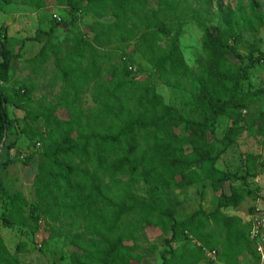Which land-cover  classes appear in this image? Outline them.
Wrapping results in <instances>:
<instances>
[{"label":"trees","instance_id":"1","mask_svg":"<svg viewBox=\"0 0 264 264\" xmlns=\"http://www.w3.org/2000/svg\"><path fill=\"white\" fill-rule=\"evenodd\" d=\"M28 1L36 9L45 7L43 0ZM66 1L71 7L67 25L81 12L97 20L88 26V36L76 35L63 56L54 54L62 84L53 102L20 120L11 119L7 105L25 110L31 102L30 86L11 94L0 86L2 227L36 233L44 225L50 238L73 248L69 264H139L154 251L148 227L169 237L168 249L160 252L162 264H198L206 250L216 251L218 264H241L244 254L258 264L247 233L251 223L222 209H236L254 193L247 179L256 177L264 163L246 153L244 175L238 176L219 169L216 162L243 133L264 138V107L250 111L264 102V90L243 91L264 51L253 49L245 62L236 48L243 31L254 34L264 28V4L250 0L248 16L219 5L221 26L210 28L189 0H157L155 7L150 0ZM103 18L112 20L100 21ZM187 19L197 22L205 54L194 70L179 47ZM16 44L0 31V83L9 81L13 61L20 58L13 51ZM49 45L48 40L33 60L42 59ZM127 48L150 65L162 85L189 92L190 104L202 119H188L165 104L150 76L132 65ZM116 58L118 62H112ZM86 94L93 105L83 108L80 101ZM221 117L229 121L222 138L209 139ZM11 132L14 142L9 140ZM23 136L36 148L23 158V164L30 165L37 157L32 201L3 179L15 161L10 150ZM204 180L217 197L216 208H199L177 219L181 204L162 189L179 190ZM231 180H240V186ZM178 241L192 242L193 247H171ZM25 247L19 242L10 251L0 234V264H22L19 253Z\"/></svg>","mask_w":264,"mask_h":264},{"label":"rangeland","instance_id":"2","mask_svg":"<svg viewBox=\"0 0 264 264\" xmlns=\"http://www.w3.org/2000/svg\"><path fill=\"white\" fill-rule=\"evenodd\" d=\"M260 6H263L264 0H255ZM10 0H0V6L8 10H20V5L10 4ZM250 0H189V3L193 8L197 9L198 14L201 13L200 20L207 23L210 28L214 26H221L220 18L217 12L219 5L222 9L226 6L234 12L241 11L245 16L249 14L248 3ZM157 0H150L149 5L155 7ZM241 4V10H239V5ZM46 16L44 22L39 24V28L35 31L34 35L30 38L33 42L31 45H27L22 51L23 62H19L16 59L13 61V67L9 74V81L7 83H0L2 90L5 93L11 94L12 91L20 89L27 90L25 86H30L28 91L31 97V102L27 104L25 110L15 109L11 105H7L8 114L11 119H22L27 112H34L38 110V107H47L49 103L53 102L54 97L59 93L61 87V80L59 74L55 67L54 54L58 56H63L76 41V35L78 33L88 36V26L97 20L89 12H81L77 16L78 20L69 24V12L71 7L67 5L66 0H47ZM13 13V12H12ZM65 16V17H64ZM196 17L197 16L196 14ZM57 18L63 20L57 23ZM211 21H207L209 19ZM3 20L0 12V23ZM111 18H103L100 21L108 22ZM38 32V34H37ZM50 41L49 47L46 49V55L43 58H37L33 60L35 56L40 52L42 46L45 42ZM52 46V47H50ZM16 45L13 49L15 53ZM179 47L183 54L186 64L191 68L195 69L197 66V61H202L205 57L204 51L201 45V30L195 20L187 19L182 22V33L179 39ZM28 48V49H27ZM239 54L245 58L247 62V56L250 51L257 49V51H264V28H261L258 32L252 34L248 31H243L242 42L236 47ZM22 49V46L19 50ZM128 53V58L133 62L135 68H141L144 70L145 74L150 76V82L155 87L156 92L162 98L165 104L175 106L183 115L188 119L201 120L202 115L196 113L190 104V93L182 90L166 87L162 85L157 76L151 72V67L147 64L140 55L132 53L129 48L125 50ZM117 52L115 54H119ZM32 55L34 57L32 58ZM253 57L256 59L258 53L254 52ZM26 60V61H25ZM118 58L113 59L112 62L117 63ZM138 76V75H137ZM140 75L137 77L139 78ZM256 89L264 90V60L259 61L250 70L248 80L243 83V91H251ZM80 104L83 108L92 106L91 98L89 94L82 95ZM259 107H264V102L258 105H252L250 111ZM60 117L64 116V112L60 110L58 113ZM30 122H32L30 120ZM33 123V122H32ZM22 124V123H21ZM229 121L227 117H221L218 120L216 129L213 135L209 137L212 138H222L223 132L225 131ZM16 139L15 133L11 132L9 135V140L14 142ZM36 151L33 146V142L28 140L26 136L21 137L16 144L11 148V157L14 158V162L9 165L8 171L4 175L8 177L5 178V182L8 187L23 192L25 197L32 201L34 199L32 182L20 184L21 176L27 180V178H34L37 170V157L32 160L30 165L23 164V158L32 154ZM251 153L259 157L260 164L264 163V138L262 137H251L247 133H243L235 145L231 146L216 162V166L229 174H237L238 176L244 175V159L245 154ZM258 175L254 178H248V187L254 190V193L246 197L239 207L224 208L222 212L226 215H236L239 216L244 223H250L256 217H260L264 220V167L258 166ZM27 172V174H23ZM10 175V176H9ZM16 177L13 180V177ZM28 181V180H27ZM33 181V180H32ZM231 185L239 187L240 180H231L229 182ZM163 193L168 195L170 198L175 199L181 205L177 212L176 218L183 219L192 214L195 210L202 208L207 212L213 211L217 206V197L211 189L210 182L204 180L197 184L179 189L173 190L170 188H163ZM19 191V190H18ZM3 207H0V215L2 214ZM258 210V212H257ZM262 216H259L261 215ZM2 228V223L0 219V229ZM13 228V227H12ZM249 229V228H248ZM261 234L264 236V227L261 230ZM37 233V234H36ZM31 240H29L28 252H22L19 255L21 262L23 264H69L68 255L73 250L72 247L65 245L61 239L50 238V232L48 228L44 225H40L39 230ZM248 233V230H247ZM147 239L150 242L152 248H154L153 253L143 259L139 264H162L160 257V252L164 249H168L165 246L166 240H168L167 235H163L158 228L148 227L146 229ZM10 232H8V236ZM18 238H11L9 236V245L15 246L18 242ZM185 248L191 249L193 243L186 241H178L171 243V247L179 248L181 245ZM9 246V247H10ZM178 255V252H177ZM61 258V259H60ZM216 258V257H215ZM211 259L206 257L204 260L198 264H207L208 262H213V264H218L216 259ZM252 260L247 254L241 257V264H251Z\"/></svg>","mask_w":264,"mask_h":264},{"label":"crops","instance_id":"3","mask_svg":"<svg viewBox=\"0 0 264 264\" xmlns=\"http://www.w3.org/2000/svg\"><path fill=\"white\" fill-rule=\"evenodd\" d=\"M43 1L45 3V7H46L47 0H43ZM27 2H29V1L28 0H10V2H9L10 4H18V6L20 5V8H21L20 10H8V9L2 8L0 6V12H1V16L3 18V20L0 23V31H3L8 38H11L15 42H17V44H16L17 47L15 49V53H20V55H19L20 58L16 59L19 62L24 61L23 60L24 58H22V56H21L22 51L26 48L27 45H31L33 43L30 40V38L34 35L37 28H39V24L41 22L45 21V19L43 17L46 16V14H45L46 11L44 9L45 7L42 9H36L33 5H29ZM61 19H63V18H61ZM37 34H38V32H37ZM21 46H22V49L19 50V48ZM33 57H34V55H32V58ZM7 171L9 172L8 169H7ZM23 174H27V172H23ZM33 175H35V174H33ZM3 177L6 178L8 176L4 175ZM5 178H3V179L5 180ZM15 178L16 177L14 176L13 180ZM27 180L24 179L23 176H21L20 184L22 185V183H28V182H30V180L32 182L33 176H32V178L28 177ZM18 190L20 191V189H18ZM8 232H10L9 236L11 238L20 239V240H18V242H16L15 246L11 247L9 245ZM0 234H1L5 244L7 246V248L10 251H15L16 246H17V244H19V242L25 243L26 247H25V251H23V252H28V249H29V240H24V238L28 239V236H30V240H31L35 236V235H31L32 233L30 232V230L28 228H25V227L24 228H22V227H13V228L2 227L0 229ZM20 254L21 253H19V255ZM20 261H21V259H20Z\"/></svg>","mask_w":264,"mask_h":264},{"label":"built area","instance_id":"4","mask_svg":"<svg viewBox=\"0 0 264 264\" xmlns=\"http://www.w3.org/2000/svg\"><path fill=\"white\" fill-rule=\"evenodd\" d=\"M57 20L60 21L59 18H57ZM132 70L134 72L136 69L133 67ZM259 216H262V214ZM250 223L251 224L248 229V235L250 239L254 242V249L259 257L258 264H264V236L261 234V230L264 227V220H262L260 217H256ZM215 255L216 251L206 250V257L214 259Z\"/></svg>","mask_w":264,"mask_h":264}]
</instances>
